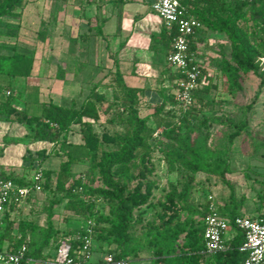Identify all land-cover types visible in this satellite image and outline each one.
Returning <instances> with one entry per match:
<instances>
[{
	"label": "trees",
	"instance_id": "16d2710c",
	"mask_svg": "<svg viewBox=\"0 0 264 264\" xmlns=\"http://www.w3.org/2000/svg\"><path fill=\"white\" fill-rule=\"evenodd\" d=\"M130 1L133 0H118L121 5ZM24 2L25 0H0V23L18 8H22ZM187 13L201 22L204 27L226 34L231 40V52L222 54L219 62L226 78L228 94L241 89V77L250 72L260 78V87L264 85V63H261L264 59V0H194L189 3ZM103 23L104 20L101 21V25ZM96 27V35H102L101 26ZM250 27L249 32L247 29ZM46 34L47 28L45 23H42L39 38L45 41ZM174 35V30L168 32L163 27L157 37L153 36L152 42L161 43L170 51ZM196 47L197 45L193 44L191 49L195 51ZM33 68L34 59L30 56L17 52L0 53L1 76L29 78ZM166 76L165 81L168 85L160 91L161 98L158 100L150 98L155 104L148 105L153 109L149 119L140 116L144 91L129 87L119 67H116L112 74L113 84L107 86L112 90V98L98 91L102 86L98 83L91 88L79 107L74 104L64 107L53 101L42 102L40 115L30 116L26 110H18L12 105L9 94L6 100L0 102V114H5L7 120L15 119L28 125L32 129L30 137L34 141L50 142L53 146L59 145L60 149L65 151L64 155L67 159L60 164L54 187L53 173L46 168L42 169L45 178L43 191L54 190L60 193L62 201L66 199L64 208L75 218L83 222L93 221L94 238L103 240L108 252L114 253L116 257L136 258L142 250L147 249L153 255L151 264H241L245 259V254L240 251L244 242L243 231L232 227L234 238L229 241V248L216 254V263H210L204 256L203 220L197 223L180 220L182 212L199 215L202 219L206 214L207 202L199 211L190 202L194 189V176L199 173L218 174V166L211 162L212 153L207 146L209 134L195 133L193 128L194 115L211 107L213 100L209 99L210 89L217 86L207 75V85L194 93L197 106L177 113L173 109H168L170 106H176L174 97L176 76L173 73ZM2 90L3 86L0 84V93ZM118 108L122 114L118 113ZM102 117H106V122L109 124H121L123 132L113 135L103 133L99 136L94 126ZM150 119L152 125L149 124ZM211 121L224 124L222 120L205 116H202L200 123L207 128ZM229 122L231 123L232 120ZM74 126L80 127L82 143L77 145L67 142L68 134ZM159 128L171 129L174 132L168 134V141L164 144L159 143L155 138L156 130ZM241 131H249L247 121L239 124L238 130L232 137H236ZM103 145H113L116 150H101ZM156 151L163 154L169 172L183 173L185 178L181 188L174 184L169 186V192L161 203L158 224L151 223L146 226L148 238L144 244L147 246L145 248L141 238H134L131 230L135 210L146 205L152 197L154 184L146 180L152 170L147 163ZM35 155L33 169L43 167L50 153L38 151ZM84 160L89 161L93 172L98 171L102 187H93L86 180L85 174L71 180L72 167ZM0 178L13 179L18 184L26 183L24 176L1 173ZM133 181L136 183L131 187ZM80 187H82L81 191ZM261 199L263 203L264 194L261 195ZM97 200L110 204L108 212L102 210ZM230 202L231 208L218 205V209L224 216L233 220L241 215L238 212L240 202L235 200L233 194L230 196ZM47 223V229L42 230L44 238L41 244L35 246L25 240L26 229L35 230V226L31 222L20 220L17 226L22 234L16 238L15 243H26L29 255L36 259L53 258L57 243L50 247L56 240L58 232L53 228L51 214ZM15 226L16 220L12 219L8 212L4 218L3 229L0 231V245L12 240ZM82 232L81 228L75 229L71 237ZM182 235V243L177 246L176 243ZM80 244L79 241L73 240L75 249Z\"/></svg>",
	"mask_w": 264,
	"mask_h": 264
},
{
	"label": "rangeland",
	"instance_id": "374dc122",
	"mask_svg": "<svg viewBox=\"0 0 264 264\" xmlns=\"http://www.w3.org/2000/svg\"><path fill=\"white\" fill-rule=\"evenodd\" d=\"M122 6L118 0H25L22 8H18L0 23V53L17 52L30 56L34 59V68L29 78H9L0 75V84L3 86L0 102L6 100L9 92L12 105L18 110H26L30 116L40 115L42 102L56 100L64 107H70L72 104L76 107L81 106L91 86L70 92L64 85L67 62L66 45L69 43L73 48L78 46L77 41L73 43L68 39L72 37L73 30L96 29L102 20L104 23L110 20L115 11L119 18ZM42 23H45L47 28L45 41L39 38ZM160 23L161 19L155 12L148 13L137 22L136 27L142 35L134 42L140 59L137 68L141 73L150 71L148 64L152 61L150 58L152 53L148 46H153L152 38L158 33ZM247 30L250 32L251 27ZM89 42L88 39L81 41V45L84 44L82 48L84 51L90 48ZM198 43L199 61L202 62L207 75L217 87L210 89L209 99L213 100L211 107L194 115L193 128L195 133L207 132L209 134L207 146L212 153L211 162L218 166V174H196L190 202L199 211L207 202L208 196L213 195L220 207L231 208L230 196L233 194L235 200L240 202L239 213L255 215L261 210V195L264 194V85L260 87V78L250 72L241 77V89L228 94L226 78L220 69L219 62L222 54L231 52V40L226 34L204 27L199 34ZM93 44L95 46V43ZM115 46L113 40L109 38L97 46L98 54H103L104 57L99 66L100 75L96 74L94 78L97 77L99 84L102 85L99 92L104 93L108 98H112V90L107 86L110 83L113 84L112 74L116 70L113 60L110 59L111 54H116ZM78 49L80 50V47ZM130 50L128 47L122 54H130ZM164 52H169V48L164 46ZM158 56L159 61L164 63V54L161 53ZM263 61L264 59L261 61L262 64ZM165 71L166 75L173 73V70L168 67ZM153 91L160 93L159 89ZM149 104L151 103L146 98L142 99L140 109L142 118L149 119L151 116L153 109L148 106ZM119 108L118 113L122 114ZM168 109L180 112L177 106H170ZM202 116L217 118L224 124L211 121L205 128L200 123ZM229 120L232 122L230 123ZM244 121H247L249 131H241L236 137H232L233 133L238 130L239 124ZM152 123L150 119L149 124L152 125ZM94 130L99 136L103 133L113 135L122 133L123 126L118 123L109 124L106 122V117H102L100 122L94 126ZM31 132L32 129L28 125L15 121V119L7 120L5 114H0V177L1 173L18 177L29 176L34 170L35 152L46 151L50 155L41 169L46 168L53 173L52 186L54 187L60 164L67 159L64 155L65 151L60 149L59 145L53 146L50 142L34 141L30 137ZM168 134L171 135L174 132L171 129L159 128L156 130L155 138L159 143L164 144L168 141ZM67 142L76 145L82 143L79 126L73 127L68 134ZM101 150L113 151L116 148L113 145H103ZM140 166L139 164L138 167ZM147 166L152 170L146 179L154 184L152 197L146 205L135 210L131 230L134 238H141L145 248L147 246L144 244L148 238L146 226L151 223L158 224V215L162 209L161 203L164 202L165 195L169 192V186L174 184L181 188L185 178L183 173L168 171L166 161L160 151L153 153ZM84 174L93 187L103 186L98 171L91 170L88 160L72 167L71 180ZM135 183V181L131 182V187ZM65 203L66 199L62 201V195L54 190L43 191L31 199L19 213L15 214L16 226L12 240L8 242L16 244V238L22 234L17 223L24 220L31 222L36 228L35 230L26 229L25 240L32 245L39 246L44 238L42 230L47 229L50 214L53 228L58 232L55 237L57 241L54 240L50 248L61 238L73 236L74 230L80 229L84 222L68 212L64 208ZM100 207L104 212H108L110 204L100 201ZM180 220L197 223L202 221V217L182 212ZM2 227L0 226V230ZM182 240L183 235L178 239L177 246L182 243ZM106 253V243L101 239H94L91 261L102 259ZM128 258L135 264H151L153 255L145 249L139 253L138 257Z\"/></svg>",
	"mask_w": 264,
	"mask_h": 264
},
{
	"label": "built area",
	"instance_id": "2783aa9c",
	"mask_svg": "<svg viewBox=\"0 0 264 264\" xmlns=\"http://www.w3.org/2000/svg\"><path fill=\"white\" fill-rule=\"evenodd\" d=\"M194 0H153L151 9L163 22L168 32L174 30L167 63L175 79L174 97L180 111H188L195 106L194 93L208 83L202 63L198 61L199 34L204 26L187 13L189 3ZM196 44L195 51L191 46ZM8 94H10L8 92ZM25 184H18L13 179L0 178V226H4L5 215L9 212L13 219L31 199L43 192L45 182L41 168L34 169L29 176H24ZM82 190V187L79 188ZM101 200H97L100 203ZM262 212L256 216H237L233 220L224 216L218 209L213 195H209L206 214L203 217V238L205 255L214 256L229 248V241L234 238L232 227L243 231L244 242L240 251L245 254L241 264H264V202ZM94 222L89 220L81 227L82 234L64 237L57 242L53 258L36 259L29 255L26 243L14 244L6 241L0 245V264H91L94 241ZM3 227L1 228V230ZM0 230V231H1ZM233 234L232 237H229ZM73 240L79 241L75 249ZM99 264H135L130 258H118L114 253H107Z\"/></svg>",
	"mask_w": 264,
	"mask_h": 264
},
{
	"label": "crops",
	"instance_id": "0c3cea01",
	"mask_svg": "<svg viewBox=\"0 0 264 264\" xmlns=\"http://www.w3.org/2000/svg\"><path fill=\"white\" fill-rule=\"evenodd\" d=\"M152 1L153 0H133L132 3L124 4L122 6V13L119 18L117 16V11H115L114 16L110 18V20L106 21L102 25L101 23L99 24L102 30V35L100 36H92L94 33L96 34V29L94 28H87L85 30L81 29L78 31L73 30V32H71L72 37L68 40L69 42L77 41L78 46H76V48H73L68 43L65 48V58L67 62L65 65L66 68L64 85L68 91H80L88 85L92 88L95 84L99 83V79L97 77L94 78V75H100L99 66H101L104 56L103 54H98L97 46L100 42L104 43V41L109 38V40L112 39L114 45H116V54H111L112 56L110 59L113 60L115 69L116 67H119L127 85L132 88L142 89L145 94L144 98H146L147 101H149V103H151L152 105H154L155 103H153L150 98H154L157 100L161 98L160 93L154 92L153 90L159 89V91H161L164 90V88L168 85V82L165 81V78L167 76L164 72L166 67L170 68L167 63L168 52H164V46L161 43H155L153 44V46H148L152 53L150 54V58L152 61L150 64H148L150 73H141L137 68L138 64H140V59L138 58L139 54H137L138 52L136 43L134 42L136 38H140L142 35L136 27L137 22L143 19L148 13L153 12V10L151 9ZM163 27L165 28L163 22L161 21L159 31L158 33H156V35H154V37H157L161 33ZM58 37L59 39H62L60 36ZM86 39L90 41V48L87 51H84L82 49L84 47V44L82 43V46L81 41ZM93 43H95V46H93ZM78 47H80V50L78 49ZM128 47L131 49V53L122 54L123 51ZM161 53L164 54V63H161L159 61L158 55ZM199 62L202 63L201 61ZM91 79L93 80L91 81ZM53 102L61 105L56 100H53ZM260 209L261 210L259 213L262 212L263 207L260 206ZM259 213H256L255 215H241L252 217L256 216ZM232 236L233 234L229 235V237ZM204 256L208 262L216 263V255ZM101 260V258H98L94 262L91 261V264H99Z\"/></svg>",
	"mask_w": 264,
	"mask_h": 264
}]
</instances>
